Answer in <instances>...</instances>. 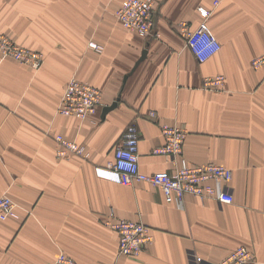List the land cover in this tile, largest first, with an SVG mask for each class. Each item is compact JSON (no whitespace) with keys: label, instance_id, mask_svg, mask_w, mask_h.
I'll return each mask as SVG.
<instances>
[{"label":"crops","instance_id":"1","mask_svg":"<svg viewBox=\"0 0 264 264\" xmlns=\"http://www.w3.org/2000/svg\"><path fill=\"white\" fill-rule=\"evenodd\" d=\"M122 2L0 0V35L45 56L34 70L0 53V197L10 196L21 216L0 220V264H48L60 252L78 264H219L240 246L264 264V68L252 66L264 54V0H224L213 11L207 25L221 49L205 62L187 47L183 24L197 29L200 7L212 9V0H155L156 35L147 39L119 22ZM219 75L221 90L203 88ZM73 77L101 91L97 116L58 112ZM131 123L142 172L177 170L181 158L154 150L165 144L164 126L180 127L190 164L232 170L234 202L187 195L169 203L149 183L106 178ZM60 134L89 159L58 157ZM117 220L150 227L139 257L120 255Z\"/></svg>","mask_w":264,"mask_h":264},{"label":"built area","instance_id":"2","mask_svg":"<svg viewBox=\"0 0 264 264\" xmlns=\"http://www.w3.org/2000/svg\"><path fill=\"white\" fill-rule=\"evenodd\" d=\"M224 0H212V9L200 7L202 23L195 30H189L183 24V34L187 47L200 62H205L220 49L221 44L210 31L207 21L213 11ZM155 0H123L116 16L122 26L140 37L147 39L156 35L154 24ZM95 49L101 47L91 44ZM0 53L16 62L39 70L45 63L42 52L21 47L6 35H0ZM255 69L264 68V54L252 61ZM225 85L222 75L204 79L205 90L219 91ZM102 106L101 91L77 78H71L61 97L58 112L67 117H75L81 121L93 118ZM154 116V113L151 114ZM165 144L154 150V154L166 158H181L179 167L174 173L147 174L140 168L141 134L135 123L129 124L115 148L114 161L108 163L106 178L129 186L134 182H145L160 188L167 202L182 203L187 195H194L201 199H215L224 204H232L234 196L229 190L228 183L232 180V170L216 164L192 165L182 156L188 133L176 126H164ZM58 143L57 155L67 158L72 155L89 159V153L84 146L63 135H56ZM99 171V170H98ZM102 171V170H101ZM17 204L8 195L0 197V220L19 218ZM113 229L119 236V253L124 257H139L152 242L153 236L148 225L130 220H117L112 223ZM256 261L254 254L246 247L240 246L230 253L219 264H252ZM48 264H78L76 260L64 252H60L54 261ZM193 264H206L200 257H194Z\"/></svg>","mask_w":264,"mask_h":264},{"label":"water","instance_id":"3","mask_svg":"<svg viewBox=\"0 0 264 264\" xmlns=\"http://www.w3.org/2000/svg\"><path fill=\"white\" fill-rule=\"evenodd\" d=\"M145 56H146V51L144 52V54H143V56L141 57V59L137 62L136 67L140 64V62H141L142 60H144ZM135 69H136V68H135ZM127 79H128V76L125 77V82L127 81ZM117 105H118V101H116L113 105H111V106H109V107H105V109H104V114H106L108 111H110V110L114 109L115 107H117Z\"/></svg>","mask_w":264,"mask_h":264},{"label":"rangeland","instance_id":"4","mask_svg":"<svg viewBox=\"0 0 264 264\" xmlns=\"http://www.w3.org/2000/svg\"><path fill=\"white\" fill-rule=\"evenodd\" d=\"M9 58V57H8ZM11 59V58H10ZM13 60V59H12ZM15 61V60H14ZM19 63V62H18ZM21 64V63H20ZM2 221H5V220H2Z\"/></svg>","mask_w":264,"mask_h":264}]
</instances>
